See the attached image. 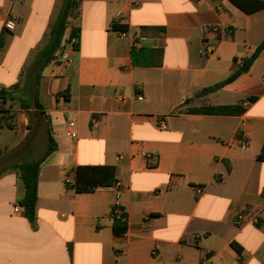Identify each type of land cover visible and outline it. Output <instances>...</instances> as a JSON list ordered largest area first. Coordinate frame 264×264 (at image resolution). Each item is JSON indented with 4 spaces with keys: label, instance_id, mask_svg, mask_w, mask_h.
Listing matches in <instances>:
<instances>
[{
    "label": "crops",
    "instance_id": "obj_1",
    "mask_svg": "<svg viewBox=\"0 0 264 264\" xmlns=\"http://www.w3.org/2000/svg\"><path fill=\"white\" fill-rule=\"evenodd\" d=\"M64 2L0 0V90L32 80L26 70ZM140 38L155 50L145 55L152 64L133 63ZM263 40L264 9L247 14L231 0H78L41 72V107L21 109L18 129H0L17 135L0 145V264H264V50L248 73L198 95ZM31 115L44 131L28 139ZM50 137L56 149L40 166L31 223L24 208L14 213L25 192L19 165L43 157ZM85 166L114 167L116 184L77 193ZM116 205L127 215L120 233Z\"/></svg>",
    "mask_w": 264,
    "mask_h": 264
},
{
    "label": "trees",
    "instance_id": "obj_2",
    "mask_svg": "<svg viewBox=\"0 0 264 264\" xmlns=\"http://www.w3.org/2000/svg\"><path fill=\"white\" fill-rule=\"evenodd\" d=\"M231 2L247 14H253L264 9V0H231ZM78 7V0H65L64 5L57 17V20L53 27L51 28L48 36V41L46 45L37 54L35 60L27 68L26 75H33V85L35 91L40 83L41 72L43 69L55 58L56 53L60 50L65 36L66 30L68 28L69 20L76 16ZM71 39H78V31L73 29L70 35ZM75 49L78 48V44H75ZM264 50V40L257 47L255 52L248 58H246L242 64L235 67L233 73L222 83H219L213 87L203 89L198 95H207L209 93L215 92L221 89L223 86L232 83L239 76L248 73L259 58L260 54ZM155 53V50H150L148 48H133L132 58L135 65H149L153 62H147L145 60V55H151V59ZM19 86H15L18 89ZM20 101V107L22 109H29L30 104H28L22 98H18L14 91H7L5 89L0 90V106L6 108L11 107V103ZM37 107L40 108L38 99L36 98ZM240 113L242 110L239 111ZM2 117L0 118V129L9 128L14 129L15 125L12 122L14 116H10L9 110H3ZM56 143L53 138H49V143L46 152L43 157H41L36 162H29L19 165L20 176L24 185V196L20 200L19 204L24 208L25 217L33 223L36 217V207H37V187H38V177L39 170L42 162L55 151ZM259 160L264 161V149L263 154L259 156ZM117 182L115 175V168L112 166H85L78 167L76 170L75 183L72 184V188L77 193H88L93 192L99 187H111ZM121 209L119 206H114L112 215L114 218V231L115 233L124 232L127 229V215L118 216L116 210ZM123 211V210H122Z\"/></svg>",
    "mask_w": 264,
    "mask_h": 264
},
{
    "label": "rangeland",
    "instance_id": "obj_3",
    "mask_svg": "<svg viewBox=\"0 0 264 264\" xmlns=\"http://www.w3.org/2000/svg\"><path fill=\"white\" fill-rule=\"evenodd\" d=\"M33 78V76H32ZM30 78V79H32ZM34 79V78H33ZM33 79L32 80H23V84L21 89L16 90V92H14L18 98H22L23 100H25L28 104H30L29 107H33L35 104V87L33 85ZM22 108L20 107V101L18 99V102H13L11 103V107L7 106L6 108H2L0 109V118L2 117V115L5 113H3V110H9L10 111V116H14L13 118V123H15V127L18 129L17 124H18V120H19V114H23V113H27L21 110ZM38 122V123H37ZM36 120L34 119V116L31 115L30 117V121L29 123L24 127L23 126V131L25 129L29 130L28 132V139L31 138V136H33L37 130V126L39 125L40 128L43 129L44 131V125L40 120ZM37 137L39 139H41V137H43L44 139L47 138V134L45 132L43 133H36ZM17 138L16 133L11 132L8 129L2 130L0 131V145H8L13 143ZM44 151H46V149H40V151L38 153H36V155H42L44 153Z\"/></svg>",
    "mask_w": 264,
    "mask_h": 264
},
{
    "label": "built area",
    "instance_id": "obj_4",
    "mask_svg": "<svg viewBox=\"0 0 264 264\" xmlns=\"http://www.w3.org/2000/svg\"><path fill=\"white\" fill-rule=\"evenodd\" d=\"M8 30H14L15 28V20L14 19H11L9 20L7 23H6V26H5ZM205 31L207 34H212V33H217L218 32V29L215 28V27H206L205 28ZM77 39H70V43L71 45L75 46V44H77ZM145 42V39L144 38H140L136 43H135V48H140L142 46V44ZM213 51V45H211L210 43H206L205 45V50L204 52L206 54H211ZM63 60L65 63H70L71 62V59L68 57V55H64L63 56ZM143 98L140 97L139 100H142ZM0 109H1V106H0ZM75 127H76V124L73 122V121H68L67 122V125H66V133L69 137L71 138H75L76 137V132H75ZM146 159L147 160H152V159H155L156 157L152 154H146L145 155ZM70 180L67 178V183L70 184ZM196 192L197 194H201L202 193V190L200 188L196 189ZM118 206V205H116ZM22 206L21 205H16L15 208H14V213L16 214H19L22 212ZM123 211L121 209H117L116 210V214L118 216H121L123 215ZM243 221V215L242 214H239L236 218V223L237 224H240L241 222Z\"/></svg>",
    "mask_w": 264,
    "mask_h": 264
}]
</instances>
